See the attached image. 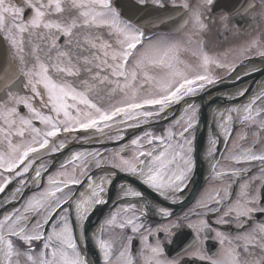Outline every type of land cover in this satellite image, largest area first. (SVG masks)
<instances>
[{"label": "snow or ice", "instance_id": "obj_1", "mask_svg": "<svg viewBox=\"0 0 264 264\" xmlns=\"http://www.w3.org/2000/svg\"><path fill=\"white\" fill-rule=\"evenodd\" d=\"M205 2L211 12L215 0ZM151 3L164 6L162 0H151ZM135 4L144 9L149 0H135ZM261 5L264 0H247L239 14L244 15ZM236 13L237 9H233L221 17L220 23L226 32ZM192 15L194 29L204 30L207 25L202 19L203 13L197 10ZM185 51L180 43L167 38L146 37L138 22L132 17L124 18L113 0H0V52L4 55V64L0 67V194L14 181L17 184L11 196L0 204V264H90L81 245L87 246L86 224L96 206L108 202L105 182H110L109 175L102 176L99 182L89 177V194L73 192V186L84 183L74 169L71 175L64 172L49 175L47 186L38 194L27 199L24 195L29 187L26 177L30 171H34L31 181L37 187L42 181L43 165L34 169L35 158L48 152L59 153L65 147L63 143L56 144L61 133L77 130L104 133L105 129L115 126L119 135L120 129L139 128L153 120L166 119L167 110L184 101L187 107L177 121L183 124L178 133L174 128L166 129L160 136L144 131L142 137L130 141L131 156L127 155L129 145H124L111 161L102 163L104 154L99 151L78 152L70 161L81 162L91 156L92 161L82 164L83 168L90 169L94 163L102 170L105 167L115 170L112 176L116 171L134 175L166 200L170 193L183 190L193 165L188 134L197 115L195 105L187 103L186 98L196 96L217 82L213 66L227 68L229 74L235 71L234 66L225 65L206 51L198 54L200 63L192 67L181 59ZM248 51L264 57V34L249 45ZM10 65L16 66L18 74L9 72ZM237 79L242 77L237 76ZM21 82L30 97L19 94ZM248 92V88L241 89L234 99L245 97ZM237 120L244 125L245 133L255 129L257 139L245 147L247 135L238 137L239 143H234L226 157L234 167L215 174L228 177L230 182L235 177V182L239 183L253 171L252 167L242 165L259 162L260 175H252L240 184L241 194L234 204L227 187L224 196L217 191L201 199L199 206L206 212H223L218 224L227 223V218L250 223L257 210L264 213V197L253 194L256 185L264 191V149H259L264 143L261 139L264 85L246 103L234 105L220 114L218 123L224 137L231 138ZM108 139L112 141L113 137ZM123 139L124 136L119 135V140ZM217 143L213 140L208 151L213 160ZM213 169L215 171V164ZM124 195L142 197L140 191L131 187ZM146 207L151 211V205ZM123 211L133 214L118 227H130L133 234H138L136 238L141 239L147 253L145 264H182L179 258L166 257L162 240L157 239L155 244L149 242L151 237L163 233L171 243V237L181 228L180 218L167 225L145 228L140 218L144 211L137 216L133 204ZM157 212L162 219L173 215L163 207ZM116 220L117 216L112 215L105 225L115 226ZM184 226L196 233L193 247L201 233L207 237L213 230L204 219ZM244 227L240 225L242 230ZM104 230L102 225L100 233ZM216 237L220 244L235 247L227 249L224 258H209V264H264V226L252 233L245 232L235 240H229L219 231ZM93 238L103 253L104 264H112L115 241L95 233ZM133 239V236L121 237L122 264H136L124 243L131 244Z\"/></svg>", "mask_w": 264, "mask_h": 264}, {"label": "flooded vegetation", "instance_id": "obj_2", "mask_svg": "<svg viewBox=\"0 0 264 264\" xmlns=\"http://www.w3.org/2000/svg\"><path fill=\"white\" fill-rule=\"evenodd\" d=\"M114 1L115 0H113V4ZM162 2L165 7L181 8V12H184V10L186 12L188 22L184 28L176 33L165 32L171 35L185 34L184 38L192 42V49L186 48V46L191 48L189 43L185 42L183 45H181L184 49H186V51L181 54V57H194L195 55H193V52L201 49V51H206L210 56L218 58L220 57L221 60L226 56L235 57V63L232 65L234 67L248 59L253 60L256 58H264L260 57L255 51H248L249 45L254 40H260L261 34H264V5H261L259 8L252 11H248L244 15H241L239 13L243 11L247 0H215V4L213 5L211 12H209L205 0H162ZM149 3H151V0H149ZM185 4L188 5L187 8L184 7ZM233 9H237V13L232 16L228 31L226 32L223 24L220 23V20L222 16L226 15ZM197 10L203 13L202 19L207 25L204 30L194 29L193 27L192 14ZM258 15L260 16L259 20L256 19ZM143 32L150 35L155 33L154 30L148 28H143ZM104 35L107 36L106 31ZM194 46L196 49H194ZM212 72L217 77V80L229 74V71L226 68L218 69L215 67L212 69ZM262 85H264V83ZM260 89L261 87L252 94L255 95L258 91H260ZM19 94L22 96H31V94L26 89H24L22 92H19ZM198 94H200V92ZM252 94L250 95L252 96ZM194 97L195 96H193V98ZM191 104H194L197 109V121L200 103L198 101H194ZM37 106H39V101H37ZM176 107L177 104L173 105L171 108L174 109ZM171 108L167 110V113L171 110ZM180 108L181 106L176 109L179 111ZM22 110L26 112V109ZM182 116L183 115L179 117L175 116L169 122L161 124L157 127L149 126L157 121L153 120L147 124L148 126L145 127L120 129L119 135L124 136L122 141L119 140L118 130L115 126L105 129L104 133L93 131L82 132L79 130L71 133H61L59 139L56 141L57 145L61 143L65 145L61 152L56 154L48 152L35 158L33 165L34 169L43 165V168H41L43 174L42 181L40 186L37 187V185L31 181L34 171H30L26 177V179L29 181V187L24 192L25 199L32 196L33 194H38L42 188L46 187L49 175L56 176L61 172L71 175L75 169L77 177L84 181L81 186H73V192L79 195L81 192L86 194L90 193L89 184L91 181L89 177L93 178L95 182H99L100 178L107 174L110 177V182H105V199L108 202L106 204L96 206V210L91 214V216L93 214H95V216L93 218L90 216L87 222V225L90 221L93 225L87 231V234L91 243L90 247L94 250V252L98 253V264H104V260L103 253L99 251L98 246L93 238L94 233L97 235H102L105 239H111L115 241L113 246L112 264H122V261L119 257V251L121 250V237L133 236L134 239L131 244H128L126 241L124 243L131 252L136 264H145V257L147 253H145L143 250L144 246L141 242V239L136 238L138 234H133L130 230V227L125 229H120L118 227L122 220H126L128 216L133 214L131 211L127 213L123 211V209L129 204L135 205V214L137 216L140 215L141 211H144L145 214L140 218L145 225V228H155L157 225H167L173 221H176L177 218H180L181 228L176 231V234L173 237H171V243L168 242V238H165L163 233L158 234V236L151 237L149 241L150 243L155 244L157 239L162 240L165 244V255L167 258H179L181 259L182 264H209V258H224L227 249L230 247H235V245L220 244L216 237V232H222L229 240H235L245 232L252 233L254 230L264 226V213H261L257 210L251 216L250 223L247 220L237 221L234 218H227V223L218 224L217 220L223 216V212H220L219 214L206 212L204 208L199 206V202L206 194L215 195L217 191H219L220 196H224V189L227 187L228 195L231 197V202L234 204L241 194L240 184L247 182V179H250L252 175H260L258 171L260 167L259 162H256L254 165H242V167H252L253 171L246 177L245 180H241L239 183L235 182V177H232L230 182L228 177H219L215 174L216 172H226L234 167L233 162L226 158L229 154V150L233 149L234 143H239L237 138L242 135H247V142L244 144V146H250L253 140L257 139L255 129L245 133L244 125L237 120L235 128L231 133V138H225L223 142H220L218 147L215 148V151L217 150L216 154H219L215 162V171L212 169L207 174L203 184L199 187V189H195L193 191L192 189H183L182 191L170 193V198L167 200L163 197H160L153 189L143 185L134 175L116 171V174L112 176L110 174L115 170L107 167L102 170L97 168L94 163L90 169L83 168L81 166L82 164L92 161L93 158L91 156L86 157L85 161L76 163L70 162L71 157L78 152L87 153L95 151H99L100 153L104 154L102 163L103 161H111L115 153L124 145H129L127 155L131 156L132 150L130 141L132 139L138 136L142 137L144 131H151L154 135L160 136L165 134L166 129L174 128V130L178 133L182 130L183 124H178L177 121H180ZM196 121L194 122L193 129L188 134V139L191 141L192 160H194L193 141L197 129ZM37 126L41 128L43 127L39 124H37ZM109 136L113 137L112 141H109ZM261 139H264V134H261ZM259 149H264V143L259 145ZM203 154L204 151L202 155ZM62 165L66 166L61 167ZM45 168L47 169L46 172L44 171ZM192 168L187 174V177L192 172ZM16 186L17 184L14 181L13 184L8 186L4 194H0V197H2L0 198V204L4 203L11 196ZM129 187L135 191H140L142 193V197H125L124 192ZM78 189L80 190L78 191ZM253 194H255L258 198L264 197V191H261L260 185L255 186L253 189ZM147 205H151V211L147 209ZM160 207L168 209L173 215L169 219H162L157 212ZM215 207H221V205H215ZM226 210L227 209L225 208V211ZM112 215L117 216L116 225H105V221L108 220ZM201 219L206 220L213 230L207 237L201 233L200 238L195 240V246L193 247L192 244L196 233L194 230L189 229L184 225H187L188 223H197ZM241 224L245 225L243 230L240 228ZM102 225L105 226V230L101 234L100 229ZM145 235H147V232H145ZM81 247L90 264H95V259L92 255L93 250L89 247L88 243L86 247L83 244ZM242 247L243 241L241 242V248ZM201 257H204V259H201ZM243 258L244 254L241 256V259Z\"/></svg>", "mask_w": 264, "mask_h": 264}, {"label": "water", "instance_id": "obj_3", "mask_svg": "<svg viewBox=\"0 0 264 264\" xmlns=\"http://www.w3.org/2000/svg\"><path fill=\"white\" fill-rule=\"evenodd\" d=\"M116 5L123 14V16L127 18L132 17L134 22H138V24L143 26L161 28L169 31H177L179 28L186 25L187 18L182 16V12L180 11L179 8L160 7V6H155L153 4H149L147 8L140 9L136 6L135 1L133 0H117ZM3 64H4V55L2 52H0V67H2ZM9 72L18 74V69L16 68L15 65H10ZM237 76L242 77V79L238 80ZM262 76H264V61L259 63L255 67H252L249 70L245 69V71L240 70V66H239L236 68V70L233 72L232 75L225 77L224 79L211 85L210 88H208L207 90L202 92L201 95L196 97V99L202 100V107L199 112L200 113L199 125L202 123L203 125H205L207 123L208 113L211 110L210 107H212L215 102H217L218 104H225V103L236 102L244 98L242 97L240 99H234V97H231L228 99L227 98L221 99L220 97L223 96L222 92H224L225 90L228 91L229 89L236 88L237 86H241L243 84H245L243 88H248L250 92L257 84L258 80L261 79ZM21 83L19 84V91L22 89ZM209 94L212 95L208 96ZM167 120H170V118L168 117L166 119H163L162 121H167ZM204 142H205L204 129H201L200 131L198 130L196 135V142H195L196 164L193 171V175L191 177L192 179L191 189H198L202 184L203 178L205 176V171H204L205 168L201 158ZM94 216L95 214H93L91 218H93ZM92 226L93 225L91 221L89 222L88 225L86 224L87 231ZM88 243L90 244V239H88ZM93 255L95 256V252L93 253ZM96 257L97 256H95L94 258Z\"/></svg>", "mask_w": 264, "mask_h": 264}, {"label": "bare ground", "instance_id": "obj_4", "mask_svg": "<svg viewBox=\"0 0 264 264\" xmlns=\"http://www.w3.org/2000/svg\"><path fill=\"white\" fill-rule=\"evenodd\" d=\"M264 79V77H261ZM264 83V81H263ZM245 84L241 85V86H237L236 88H232V89H229L227 93H224L223 96H221L220 98L221 99H224V98H231V97H235L236 93L238 91H240L241 89H244ZM241 87V88H239ZM259 89V87L257 88ZM255 92V91H254ZM253 92V93H254ZM254 94H252L253 96ZM251 96L250 94H247L243 99L239 100V101H236V102H232V103H225V104H218L217 102H215L211 108V110L209 111L208 113V117H210L211 119V122H212V126L210 124L207 125V123L205 125L202 126V129H204V140L206 142V147H205V150H204V154H203V157H204V160L206 161L207 165L209 166L211 161L213 160L211 157H209L208 155V151H209V148L211 146V142L213 140H216L218 141L217 145L215 146V148L218 147L219 143L223 142L224 140V135L222 133V130L221 128L219 127V120H220V114L222 112H224L225 109H228V108H231L233 107L234 105H239V104H244L246 103V99ZM220 105V106H219ZM218 106V107H217ZM217 107V108H216ZM217 151V150H216ZM185 185H187L185 183ZM188 185L184 187V189H188ZM94 213V212H93ZM88 245L90 246L91 243ZM98 255V254H97Z\"/></svg>", "mask_w": 264, "mask_h": 264}, {"label": "rangeland", "instance_id": "obj_5", "mask_svg": "<svg viewBox=\"0 0 264 264\" xmlns=\"http://www.w3.org/2000/svg\"><path fill=\"white\" fill-rule=\"evenodd\" d=\"M141 29V28H140ZM141 31H143L141 29ZM149 37H151L152 39H157V38H160V37H164V38H167L168 40L170 41H173V42H177V43H180L181 45H183L185 42L186 43H189V45H191V48L189 46H186V48L188 49H192V42L191 41H188L187 39H185V34H167L165 32H155L153 34H151ZM105 38H107V36H105ZM145 44L148 43V40L145 39L144 41ZM194 49H196V47L194 46ZM201 52V49L200 50H196L194 51L193 53H197V55H195L194 57H190V58H185V57H181V59L188 65L192 66V67H195L197 66L199 63H200V60H199V57H198V54ZM198 57V58H196ZM235 57H232V56H226V57H223V59L221 60V58L219 57V60L222 62V63H226L227 61H230V63L234 64V59ZM229 62H227L226 64H228ZM215 67V66H213Z\"/></svg>", "mask_w": 264, "mask_h": 264}]
</instances>
